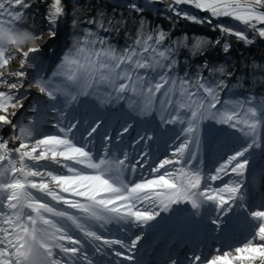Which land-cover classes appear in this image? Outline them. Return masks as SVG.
Wrapping results in <instances>:
<instances>
[{"label": "snow or ice", "instance_id": "1", "mask_svg": "<svg viewBox=\"0 0 264 264\" xmlns=\"http://www.w3.org/2000/svg\"><path fill=\"white\" fill-rule=\"evenodd\" d=\"M156 2L164 0H148ZM32 6V0H0V264H142L137 253L145 230L181 205L193 216L207 212L213 232L221 231L224 218L239 217L247 236L238 245L215 248V254L198 248L182 258L169 253L162 264H264V200L250 203L246 190L251 159L264 150V96L225 99L243 86L229 85L232 71L206 61L182 64L183 50L190 57L205 55L211 40L173 39L141 20L130 42L118 47L112 36L126 21L115 19V8L113 18L102 10L86 20L73 16L74 29L78 23L91 27L76 33L50 77L28 80L25 68L42 50L35 41L43 38L23 27ZM120 6L144 11L135 0ZM66 9L64 0H51L50 40ZM166 11L170 20L209 24L246 45L264 40V0H167ZM221 17L244 29L213 24ZM222 48L228 53L231 45ZM17 56V69L10 71ZM33 88L45 98L42 105H31ZM86 97L126 101L137 115L159 113L163 124L178 126L170 154H150L141 142L153 137L144 134L135 140L140 150L130 155L120 142L133 124L125 121L112 135L102 116L81 112ZM26 100L32 113L51 116L54 133H42L38 117L20 120ZM206 122L226 126L232 140L207 171L201 153Z\"/></svg>", "mask_w": 264, "mask_h": 264}, {"label": "trees", "instance_id": "2", "mask_svg": "<svg viewBox=\"0 0 264 264\" xmlns=\"http://www.w3.org/2000/svg\"><path fill=\"white\" fill-rule=\"evenodd\" d=\"M33 6L26 11L23 27L29 28L34 34L42 33L46 26L44 24V16L41 11V7L32 0ZM139 3V4H138ZM137 4L144 8L142 14L130 12L125 7H117L118 5H124L120 0H68L67 4V23L70 34V43L62 54L57 58V64L61 62L62 57L66 54L71 47L74 36L78 31H82L85 27H91L85 23H78L77 28L72 26L73 16L78 21L86 20L89 17L96 16L101 10L113 18V9H116L115 19H119L121 16L126 21L121 25L119 32L112 36V42L118 47H123L126 43L130 42L132 36L135 35L139 22L144 21L145 27L156 29L161 28L171 34L173 39L182 38L187 35L191 40L195 38H201L211 41L219 39L221 45H216L214 50L204 56L190 57L187 50L181 52V62L188 61L190 66L195 67L201 65L203 62H207L212 66L223 65L226 69L232 71L234 76L229 79V85H235L237 82L242 84V87H233L231 92H227V95H223V98H245L248 95H256L257 97L264 96V75L261 74L260 69L264 68V40L257 38L252 45H246L242 41H238L235 37H225L218 29H214L209 24H196L183 19L170 20L168 19L167 11L163 8L164 2H158L157 8L152 9L151 6L141 3ZM37 5V6H36ZM197 14V13H196ZM215 24V23H213ZM225 26L238 29L235 25L225 23ZM223 42H228L231 45V49L228 53L221 51ZM207 46L205 50L208 48ZM56 64V65H57ZM55 66L51 71H55ZM85 101H89V97H86ZM115 106L127 107L126 101L113 102ZM159 115V113H157ZM178 127V126H177ZM229 130V129H228Z\"/></svg>", "mask_w": 264, "mask_h": 264}, {"label": "rangeland", "instance_id": "3", "mask_svg": "<svg viewBox=\"0 0 264 264\" xmlns=\"http://www.w3.org/2000/svg\"><path fill=\"white\" fill-rule=\"evenodd\" d=\"M120 1L123 4H126L128 2V0H120ZM139 1H141V3L147 4L148 6H151L152 9H155V8H157L159 6V5H156V3H158V2L151 3L150 4V3H148V0H135L136 3H138ZM35 2L38 4L39 7H41V11L43 13L44 20H45L44 21V24L46 26V30L42 32L43 33V38H41L42 40L40 41L39 45H37L42 50L40 52L34 54L35 55V60L34 61L32 60V57L30 56V58H29V66H27L25 68V71L26 72L27 71L30 72L29 77H27L28 80H33V79H35L38 76H44V73L43 72H46V70H49V68L51 69V67L53 68V66H55V68H56L57 65L59 64V63L57 64L56 58L59 55L62 54V52L66 49V47L70 43V34H69V29H68V23H67V21L65 19L63 20L64 22L60 20L57 23V25H56V32H57L56 39H54V40H50L49 39V35L50 34L48 32V29H49L50 25H49V23H48V21L46 19V14H47V11H48V7H49V5L51 3V0H35ZM161 5H164L163 8L166 10L165 3H163ZM193 14L198 15L200 17L207 16L205 14H200L198 12H197V14L195 12H193ZM212 20H213V23H215V24L222 23V24L225 25V23L226 24L231 23V24L235 25L236 27H238L237 30H243L244 29V26L243 25H241L239 22L233 20L230 17H221L219 19L212 18ZM62 24L64 25V28H65V32H64V35H63L64 36V44H61L62 46L59 45V48H57V50L59 49L60 51L58 52L57 56H55V58H54L55 61L53 60L50 63L49 60L53 56V55L51 56V53L55 49L56 43L58 44V42L60 40V33H61L60 31H61V28L63 27ZM224 43L225 42H223L222 45ZM29 45H30V47L33 46L32 44H29ZM15 46H16L15 44L10 45V47H15ZM215 46H216V44L213 41V44H211L205 50V54L212 52L214 50ZM221 49H222L221 51H223L222 46H221ZM24 50L27 51L28 49L24 48ZM56 51H55V53H56ZM44 52H47L48 53V55H47L48 61L46 62V67H45V65H40V63H39L40 56ZM19 61H20V57L17 56L13 60V62L11 64V67H10L9 70L10 71H15L16 68H14V66L16 64H19ZM50 76H51V73L49 71L48 75H46L45 77H50ZM30 93H33V95H34V99L31 100V105H42L43 104V100L45 98L42 97L34 88L30 90ZM102 95L103 94L101 93V96ZM84 99H86V98H84ZM89 99H93L92 100V104H90V105L89 104H84L81 107V112L87 111L90 114H93L94 116L95 115L102 116V114L104 113L103 116H102L104 120H105V117L106 116H107V118L109 116L108 119L106 118V121L108 120V122H109L110 120L111 121L113 120L112 125L107 123L108 124V131H110V132H112L113 129H115V126L118 125V123L120 121L119 120V116H120V118H122L124 115H128L127 118L130 117V116H133L132 117L133 120L131 121V123L133 124V129L130 130V134H126V136L123 138L122 142H120L121 145L124 147V149L126 151L130 150V152H129L130 155H133L134 153H136V152H138L140 150L141 144H136L135 143V140L138 138L137 134L138 135H144L145 134V131L148 128H151V130L153 131L152 134H151L152 137H153V139L150 140V141L141 142V143L142 144H145L146 147H147V149L149 150L150 154L154 155L155 157H161L163 155L162 152H159L160 147H164V148H167L168 149V147L170 146V144L171 143H174L173 137H174L176 131L173 133V135H171V136L169 135L168 136L169 129L167 130L166 127L164 129H162V130L153 129L156 126V123L155 122L154 123H150V126H148V127H144L143 125H140L138 127V123L140 122L139 121V119H140L139 118V115L136 116L137 115L136 112L133 113V109L130 108L129 106H127L126 109L124 107H121V106H116L115 108L118 110L117 111V110H114L113 109L112 104H114V103H106L104 99H98L96 97H90ZM93 103H95V104H93ZM31 105L29 104V102L25 103V109H22L20 111V113H18V116H19V118H20V120L22 122L26 121L27 119H30V118H33V117H39L40 116V115L37 116L36 113H32L31 112ZM208 123L209 124H212L211 122H208ZM219 127H222L223 128L222 130H226L225 129V126L219 125ZM226 131H225V133H226ZM54 132H55V130L53 131V133ZM115 134H116V132H115ZM135 136H137V137H135ZM221 139L222 138H220V137L217 138L216 146H217V149L218 150H219V148L222 147V145H224V144H231L232 143V140L228 136H227V139H225V141H223V143H220L219 142ZM128 145H132V147H128ZM222 149H224V151L223 152L220 151L219 156L215 158L218 161L220 160V158L223 155V153L228 150L227 148H224V147ZM261 159L264 160V150L257 149L256 152H255V154H254L253 163L255 165H258L259 162L261 161ZM215 164L213 166H215ZM250 167H251V163H250ZM247 178H249V174H248V177ZM219 183L220 182L218 181L217 184H219Z\"/></svg>", "mask_w": 264, "mask_h": 264}, {"label": "bare ground", "instance_id": "4", "mask_svg": "<svg viewBox=\"0 0 264 264\" xmlns=\"http://www.w3.org/2000/svg\"><path fill=\"white\" fill-rule=\"evenodd\" d=\"M72 1H77V0H72ZM111 1H115V0H111ZM67 2V1H66ZM66 2H65V4H66ZM67 5V4H66ZM187 10H189V11H194L193 9H191V8H188ZM67 11V10H66ZM67 16H65V17H63V18H61V21H63L64 19L66 20L67 18H66ZM64 22V21H63ZM62 28H61V33H60V40H59V42H58V44L56 43V46H55V49L53 50V52L51 53V56L52 57H55V56H57V54H58V52L60 51V50H57V48H59V45H61V44H64V32H65V28H64V25L62 24ZM46 30V29H45ZM44 30V31H45ZM42 39H38V40H36L35 42V44H36V46L37 45H39V43H40V41H41ZM29 44H31V43H29ZM29 44H26V45H24V48H26V49H28L29 47H30V45ZM62 46V45H61ZM57 50V51H56ZM55 51H56V53H55ZM47 55H48V53L47 52H44V53H42L41 54V56H40V61H39V63H40V65H45V67H46V62L48 61V59H47ZM37 60V59H36ZM51 60V59H50ZM50 60H49V62H50ZM55 60V59H54ZM17 66H18V64H16L15 66H14V68H16L17 69ZM43 67V66H42ZM53 69V68H52ZM29 75H30V72H28L27 71V77H29ZM30 100H32V99H34V95H33V93H30ZM92 100L93 99H89V104H92ZM27 102H29V101H25V103H27ZM93 104H95V103H93ZM104 114V113H103ZM103 114H102V116H103ZM147 117H149V118H153V117H150L149 115H147ZM106 118H107V116L105 117V121H106ZM108 118H109V116H108ZM107 118V119H108ZM125 121H127V119H124L123 120V123L125 122ZM108 122V120L106 121V123ZM108 123H110V122H108ZM140 126V124L138 123V127ZM99 144H100V141L98 140L97 141V145L99 146ZM173 144L174 143H171L170 144V146L168 147V149L167 148H164V147H160V150H159V152H162L163 153V155L161 156V158L163 157V156H165V155H168V154H170V151H171V148H172V146H173ZM215 147V145H212V149ZM222 150H224V149H222ZM247 182V181H246ZM178 208L182 211V212H186V213H183V214H181V217H180V224L179 225H185V226H188V225H193L192 224V219H193V216H192V213L190 212L191 211V209L189 210V207L187 206V205H181V206H178ZM160 222H161V224H163L164 222H162V220H160ZM152 228H149V229H147V230H145V235H147V234H149V230H151ZM138 231V230H137Z\"/></svg>", "mask_w": 264, "mask_h": 264}, {"label": "water", "instance_id": "5", "mask_svg": "<svg viewBox=\"0 0 264 264\" xmlns=\"http://www.w3.org/2000/svg\"><path fill=\"white\" fill-rule=\"evenodd\" d=\"M194 11H197V12H199L200 14H205V15H207V16H208V14H207V13L200 12L199 10H194ZM214 19H216V18H214Z\"/></svg>", "mask_w": 264, "mask_h": 264}]
</instances>
